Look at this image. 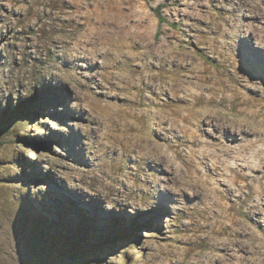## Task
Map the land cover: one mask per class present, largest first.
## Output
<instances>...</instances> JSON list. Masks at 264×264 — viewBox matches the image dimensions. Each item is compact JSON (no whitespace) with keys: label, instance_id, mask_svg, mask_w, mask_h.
<instances>
[{"label":"rangeland","instance_id":"374dc122","mask_svg":"<svg viewBox=\"0 0 264 264\" xmlns=\"http://www.w3.org/2000/svg\"><path fill=\"white\" fill-rule=\"evenodd\" d=\"M2 1L0 264H186L187 257L208 264L212 242L237 235L257 241L232 246L226 264L264 260V205L257 204L264 202V165L263 173L236 168L233 160L224 165L218 179L235 181L241 195L229 198L199 149L217 148L222 139L198 132L200 143L166 140L157 123L162 103H176V94L186 95L182 107L202 95L198 109L264 127V44L257 39L264 35V0H113L122 12L116 8L104 22L133 21L129 35L113 38L143 59L135 73L144 79L138 96L124 88L118 66V86L110 88L100 59L71 43L86 38L96 12L39 5L26 13L25 0ZM95 4L103 0H82L88 11ZM59 37L63 54L49 43ZM148 71L187 81L182 90L150 93ZM89 77L95 80L89 90L71 81ZM99 82L102 91L136 95L134 131L126 139L96 119ZM31 98L32 115L7 127L5 112ZM260 140L223 144L243 147L254 166L264 164L255 155L264 148Z\"/></svg>","mask_w":264,"mask_h":264},{"label":"bare ground","instance_id":"6f19581e","mask_svg":"<svg viewBox=\"0 0 264 264\" xmlns=\"http://www.w3.org/2000/svg\"><path fill=\"white\" fill-rule=\"evenodd\" d=\"M25 2L27 3V8L22 11L26 13L30 12L31 8L38 7L39 5H42L43 9L48 7L49 9L58 10L59 13L73 14L84 10L89 15H93L96 12L95 21H88L84 27L87 35L86 38L83 41L78 42L76 38H71V43L78 45L79 48L84 50L90 60L94 61L95 58L100 59L99 67L107 71V84L110 88L118 86L116 82L117 76L115 73V68L118 66L121 74H123L120 77V80L124 83V88L128 91L135 89L136 95L138 96V92L141 89V85H143L144 79H142L141 75H135V73H137V67L142 64L143 59L129 52L125 43L119 44L117 39L113 38L114 35H121L123 33L125 36L129 35V27L133 26V21L128 16V23L124 27H113L104 22L106 16L109 18L113 17L112 12H114L116 8L121 11V8L117 7V4H115V2L113 3V0H103L102 6L95 4L90 11H88V9H83L82 0H76L73 4L70 0H25ZM2 3L3 1L0 0V9L3 7ZM11 11H13V9H11ZM17 11L19 12V10ZM139 33L140 32L137 31V35ZM257 39L264 44V35L259 36ZM49 43L61 45L60 52L63 54L65 50L64 39L60 37L56 39H49ZM124 73L126 74L125 76ZM175 80L169 79V76L161 73V71L157 75L153 73V71H148L145 86L150 93L155 91L156 88L161 93H167L168 90H171L172 86L175 87L177 91L182 90L187 80L185 78L182 79L183 84H179ZM71 81L77 85L79 90H89L93 87V84H95V80L91 77H89L85 83H77L75 78ZM173 81L176 83H173ZM97 86L100 89L97 94L101 99L95 101L96 119L107 130L106 132L114 133V135H120V137L122 136V139L128 138L130 132L134 131L133 129L135 125L134 113L131 111L132 101L136 98L135 93H133L130 97H120L110 92L109 89L108 91H102L101 86H103V84L101 82H99ZM172 96L175 98L174 100L176 103H172L171 101H165L162 103L160 108L161 116L157 120V123L161 127L162 131H164V139L168 140L170 137L173 140L196 139L199 142L201 138L198 132L216 136L219 140L222 139L217 144V148L211 149L210 147H199V149L202 150L200 153L201 159L207 160V163H210L213 168L212 170H214L211 180L224 184L229 198L235 197L236 199L241 200V195L237 194L238 190L236 182L218 179L221 175L219 171L221 172L225 169L224 165L228 166L230 162L232 163V160L234 161L233 163L236 164V168L249 167L253 173H263L261 168L264 164L249 166V163L244 156L245 149L243 147H231V145H228L230 147H225L223 143L229 140L231 143L237 144L247 140L251 136H259L261 137V140L258 144L264 147V127L259 128L251 122L250 124L247 123V125L245 124L243 126L239 123V120L234 118H221V116L217 115L216 111H212V109H206L205 111L198 109V102L201 100L202 95L193 96V104L185 107H182L181 104L178 105V103L183 102L186 95L178 97L176 94H172ZM206 99L208 100V103H210V101L213 100V96H209ZM137 101L139 102V98ZM186 109L189 110V113H186ZM150 112L154 114L153 111ZM194 141L195 140H193V142ZM261 148L255 152L256 156H264V148ZM208 157L211 159H207ZM226 173H228V171H226ZM248 176L253 175L248 174ZM89 181L90 183H94V180ZM106 190L111 191L107 188ZM260 200L261 202H257V204L264 205L263 200ZM168 225H170L169 222L167 223V226ZM255 241H257L256 238H244L242 235H237L233 239L215 240L212 242V248L208 252L206 260L208 261V264H226V259L229 255L228 251L231 250L232 246L239 247V243L245 242L253 244ZM184 262L186 264H194V258L187 257ZM251 264H264V260L256 258L251 262Z\"/></svg>","mask_w":264,"mask_h":264},{"label":"trees","instance_id":"16d2710c","mask_svg":"<svg viewBox=\"0 0 264 264\" xmlns=\"http://www.w3.org/2000/svg\"><path fill=\"white\" fill-rule=\"evenodd\" d=\"M35 103V101L33 100V98L31 99H27L26 102H24L23 104H20L19 107H16L14 110L12 111H6V117H7V123L6 126L10 127L12 125V120H15L23 115H32L29 111V107L32 106V104Z\"/></svg>","mask_w":264,"mask_h":264}]
</instances>
